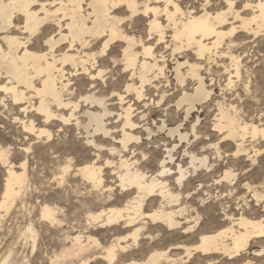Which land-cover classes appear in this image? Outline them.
Segmentation results:
<instances>
[{"label":"snow or ice","instance_id":"1","mask_svg":"<svg viewBox=\"0 0 264 264\" xmlns=\"http://www.w3.org/2000/svg\"><path fill=\"white\" fill-rule=\"evenodd\" d=\"M154 2L157 0H71L69 4L63 3L62 0H22L16 6L18 10L23 12V15L20 16V32L23 33L20 40L23 43L20 44L19 50L24 52V59L29 61L30 72L21 73L13 83L19 82L25 93H31V96L19 93L17 103H24L26 107L21 111L24 114L31 113L36 122L43 119L44 127L37 129L35 123L27 124L20 120L16 122L26 124L25 132L36 133L39 131L40 137H44L48 141H53L57 136L63 139L65 132L68 131L78 141L96 150L93 155H82L76 160L72 158L73 153H65L67 158L64 167L60 170L61 174L53 177L60 189L58 194L61 199H63L64 189L70 193L73 191L66 180V177L72 172H76L77 176L83 175L86 183L98 191L103 189L105 181L101 177L106 170L117 169V172H113L112 175L117 177V173H120L118 176L120 187L124 188L131 181L129 173L122 171L123 169L145 168L149 173L148 176L139 172L136 173L140 181V191L137 192V196L141 199L157 186L156 182L159 179H169L173 175L170 168L165 166L168 163L167 158L162 159L160 152L153 153L151 143L144 147L142 137L128 136L118 127L116 135L123 132L124 138L117 142L119 145L117 152V148L104 147L108 141L99 145L95 144L91 139V133L88 138H85L82 135L83 128L71 114L53 116L45 105V99L50 95V77L53 74L58 77L57 92L62 100L73 101L79 95L80 101L84 102L85 97L80 93L88 89L91 94V92L97 91L99 85L105 92H110L111 97H118L121 102H124V95L133 91L130 84L126 85L125 81L135 80L134 68L139 66L137 63L139 59L148 58L156 61L154 79L160 81L167 71L166 62L169 59L174 60L178 54L185 53L182 46L185 38L188 40V48L190 50L195 49L205 33L212 32L214 27L218 26L216 24L217 19L220 23L226 24L228 22L225 19L226 15L239 17V13L235 12V8L240 7L236 0H220L219 7H226L227 12L216 10L214 7L216 0H162L159 8L150 6ZM251 7V4H244V8ZM260 7L264 10V3ZM165 18H167L166 24L163 23ZM235 31L236 29H233L226 35L230 36ZM141 49H143L142 53L140 52ZM207 51L210 53L211 49ZM204 59L205 57L202 56L201 60ZM32 72L35 75H32ZM129 72H132L131 77L128 76ZM151 83L150 80H144L143 74H141L135 90L136 99H146L144 96L145 85H151ZM212 83L214 85L215 82ZM3 91L11 92L12 89L6 88ZM37 98L40 106L32 107ZM204 99L211 101V92L205 91ZM157 101L164 102L159 97H157ZM261 103L264 104V96L261 97ZM4 104L5 102L0 100V105ZM59 107L68 109L69 113L76 111V106L72 103H59ZM128 107L131 111V106ZM231 113L233 114V127L243 125L244 131L248 133L246 139L250 138L253 143L259 140L261 141L260 147L264 148V111L259 112V122L254 120L251 124L245 123L246 114L242 109L234 106ZM53 121H59L63 126H70L75 123L76 127H53V124L50 123ZM121 122L124 123L125 129L128 127L142 128V124L140 126L130 124L123 119ZM151 123L155 124L156 121ZM48 128H52V131H48ZM224 131L223 127H214L213 125L204 129L200 120L191 125L189 137L192 139H189L187 144L191 145V148L197 152L202 153L204 150L199 147V143L194 144L193 139L204 142L206 140L205 133L209 136H215L217 132L220 133L219 136H215L217 142L211 145V148L216 151V156L209 153L208 157H203L206 162L204 167L210 173L212 167L207 163L210 158L215 160L218 157L220 162H224L226 158L231 160L233 157L241 155V147L235 145L225 147L223 141L231 139V137H224ZM197 132L200 133L199 136H197ZM103 135L111 136L112 134L104 132ZM147 139L152 141L153 137L149 135ZM132 145L138 149L142 148L143 151H134ZM207 146L206 144L205 147ZM156 147L160 148L162 145L157 143ZM24 151L30 153L32 149L26 147ZM109 154L111 155L109 156ZM117 154L121 158L117 163H113L112 161ZM187 154L186 151L185 156ZM245 155L247 154L245 153ZM105 156H109V159L106 160ZM168 156H171V152L168 153ZM256 156H259L261 162L264 163V152L253 150L252 155L247 156L250 165L253 167L258 164L254 158ZM3 159L4 153H0V162H3ZM76 163L83 165L79 171L75 168ZM172 167L175 168V164ZM242 172L251 175L249 165H244L243 169H237L229 168L225 164L219 178L213 180V183L216 185L226 183L229 190L225 191L224 195L226 197L234 195L231 189L238 186L237 177L240 180L247 179L246 175L241 174ZM190 175L193 173H188V176ZM178 176L179 179H176L175 183L181 185L193 201L197 195H206L203 191L206 182L193 183L191 187H187L182 184L188 180L185 170L180 169ZM149 178L153 181L152 186L147 185ZM260 180V183L252 180L243 184L241 191L244 192V196L237 201L239 207L243 208L248 205L249 200H252L257 206L264 207V171L261 172ZM106 191H111V189ZM133 191H136L135 186ZM77 194L79 195V193ZM235 195L238 196L239 194L236 193ZM204 203L205 200L199 202V204ZM68 211L71 212V208ZM191 213V227H185L184 231L186 232L195 229L201 220L196 209H191ZM261 214L264 215V213ZM41 219L49 221L52 225L59 223L50 214L41 216ZM168 227L178 228L179 225L172 221L168 222ZM258 234L264 237V231ZM208 239V237H201L202 241ZM197 250L200 249L197 248ZM238 254V251L232 253V255ZM259 255L264 261V250Z\"/></svg>","mask_w":264,"mask_h":264},{"label":"bare ground","instance_id":"2","mask_svg":"<svg viewBox=\"0 0 264 264\" xmlns=\"http://www.w3.org/2000/svg\"><path fill=\"white\" fill-rule=\"evenodd\" d=\"M21 2L22 0H0V100L4 101V99L8 98L11 101L12 105L18 107L19 109L18 111L20 115H22L21 116L22 118H20L19 116H15L13 118L14 121L20 120L21 122H26L27 124L35 123L37 129H41L44 127L43 119H41L40 122H36L34 116L31 113L24 114L21 111V109L26 107V105L24 103H17V100L19 99V95H18L19 93H23V95L25 96H31V93L30 92L25 93L23 88L20 87L19 82L13 83L16 77L21 73L27 74L30 72L29 61L24 59V52L19 50L20 44L23 43V41L20 40V37L23 36V33L20 32V28H21L20 16L23 15V12L18 10L16 6ZM62 2L65 4H69L71 3V0H62ZM236 2L240 5V7L235 8V12L239 13V17H237L236 15H226L225 19L228 21L226 24L220 23L219 19H217L216 24L218 26L214 27L212 32H206L203 38L199 40L198 45L195 49L190 50L188 48V40L187 38H185L184 43L182 45L185 49V53L178 54L175 57L174 64L172 67L173 80L176 86L179 87L178 90L176 89V92L167 94L168 92L167 89L165 90L162 89L163 87L162 88L160 87L162 81H165L166 86L170 84V80L166 76L167 73L165 72L163 78L160 81H157L156 79H154L156 74V68L154 67V65H156V61L150 60L148 58H142L137 61L139 66L134 68V71L136 73L135 80L125 81L126 85L130 84L133 91L129 92L127 95L121 93V95H124V102H121L118 97H111V93L105 92L103 89L100 88L99 85L97 86V91L91 92V94L88 89H85L80 93V95L85 97L84 102L80 101L79 95L73 101L62 100L57 92L58 77L55 74H53L50 77V86H49L50 95L48 96V98L45 99L46 107L48 108V110L51 111L53 116L56 115L63 116L66 114H71L74 117L75 121L78 122L83 128L82 135L85 138H88L89 134L91 133V139L95 144L99 145L102 144L104 141H108V143L104 144V147L117 148V152L119 151V145L117 142L124 138L123 132L120 135H116L118 127L122 129L124 132H126L128 136L134 135L138 137H143V135H145L146 136L145 141H147L146 143L147 144L151 143L155 139V134H154L155 130H153L149 122L150 117L147 116L144 111L141 112L140 110L141 107L139 105L141 102L143 103V106H146L148 103H152L155 104L157 107L167 106L171 102H174L173 105L175 106V108H177V110L179 111H183L185 114L184 117L187 116V119L184 120L188 121L190 118H192L194 112H196L199 109V107H202L203 104H206V106H208V103L210 101L204 99L205 91L211 92V94H213L212 82L213 81L216 82V81L209 72L210 84L209 85L207 84L204 74L202 73L203 62L209 65L211 62L217 64L218 62H216V59L227 60L228 64L227 63L225 64L226 61L220 62V66H222L224 73L226 75L224 81L225 83L223 84L227 89H231V88L233 89V87H235L234 79L239 80L241 78V73H242L240 71L241 60H239L237 56L235 55L233 56L232 49L236 45L238 40L245 41L248 44L259 37L264 38V10H262L260 7V5L264 3V0H236ZM161 3L162 0H157V2H154L150 6L154 8H159ZM219 4H220V0H216V4L214 5V7L216 8L217 11L219 12L228 11L226 7L220 8ZM244 4H251L252 7L244 8ZM163 23L165 24L167 23V18H165ZM233 29H236V31L232 35L230 36L226 35V33L231 32ZM240 35L243 37L239 39ZM208 49H211L210 53L207 51ZM140 52L142 53L143 49H141ZM256 52L259 53V50L257 49ZM202 56L205 57L204 60H201ZM165 67L167 68V65H165ZM210 69L205 68V70L207 71ZM31 74L35 75L34 72H32ZM141 74H143L144 80H150L152 82L151 85H145V91H144V96L146 97L145 100L136 99L137 93L135 90L137 88V83L140 80ZM128 76L131 77L132 72H129ZM244 86L247 89L248 83ZM6 88L12 89V91L11 92L3 91V89ZM106 96L108 97L107 99L105 98ZM157 97L161 98L164 102L161 103L157 101ZM113 100L117 101V104L119 105L118 107L119 111L114 112L111 108H109V105L112 104L111 101L113 102ZM59 103H64V104L72 103L76 106V111L69 113L68 109L66 108L61 109L59 107ZM129 105L131 106V111L129 110L128 107ZM39 106H40L39 99L37 98L36 103L32 104V107H39ZM233 107L234 105L232 103L226 102L225 100H215V114L213 117L214 122L212 123V125L214 127H223L225 129L223 136L231 137V139L224 140L223 141L224 144L229 143L235 145L236 147L242 148L241 155L233 158L236 159V161H238L241 160L240 157L243 156L246 157V160L249 163L247 156L252 155L253 150L256 152H264V148L260 149L259 146L258 147L256 146V144L261 143V141L257 140L255 143H253L250 138L246 139L248 133L244 131L243 125H240L239 127H233V114L231 113V109ZM169 112H171L170 108H168V113ZM141 117H143V120H141ZM198 118L199 117L196 116V120ZM122 119L130 124H136L138 126L142 124V128L138 127L136 129H133L131 127H128L125 129L124 123L121 122ZM111 121H113V123H115L116 125L110 126ZM50 123L53 124V127L63 126L59 121H53ZM247 124H251V123L247 122ZM20 125L22 129L21 132L24 134L23 136L24 138L25 137H27L28 139L44 138V137H40L39 131H37L36 133L25 132L24 130L26 126L25 123H20ZM183 125L182 123L175 124L169 118L162 119L160 120L159 123L156 122L155 124L157 130L160 132H165L167 136V138H160V140L162 141V146L165 148V155L163 156V158H167L168 160V163L165 166L169 167L173 173L171 178L159 179L156 182L157 186L153 190H151L147 196H144V198L141 199L137 196V192L140 191L139 188L140 181L136 176V173L139 172L144 176H148L149 174L148 171H146L145 168H140V167L123 169L122 171H126L129 173L130 181H131L130 184L125 186L124 188L120 187V181L118 179L120 173H117V177H114L115 181L113 183L116 185V187L118 186L120 190L124 191V193L121 195V197L124 198V206L121 208L110 207L109 209H107V211L101 210L100 212L98 211V213L95 212L96 214H89V218L91 219V222L94 221V223L95 222L100 223V226L106 225L107 227L109 226L111 228L115 227L122 231L127 229H134L133 233H130L131 236H133V244L127 243V241H125L126 240L125 236L119 237L114 243L112 242L109 245L104 244L107 246L102 247V254H99V256H97L98 258H101L106 262L107 261L111 262L112 260L115 259L116 253L118 252L122 253L128 251L131 248V246L134 245V243L136 242V237L140 234V231L145 227L147 228V224L156 227L160 225L161 227L162 226L165 227L167 230H179L180 234H182L183 237L187 239L195 231V229H192L191 231H187V232L184 231L185 227H191L190 222H191L192 206L189 205L187 201L193 202V199L190 198L187 195V192L184 191V189L181 187V185H177L175 181L176 179H179L178 172L180 169H184L185 175L188 176V173L194 174L196 170H199V168L204 167L206 162L203 159V157H208V155L199 154L198 152L194 151L192 148H190L191 150L185 148L186 150L184 149L182 153L185 155V152L186 151L188 152V154L186 155V157L189 158V162L187 163L189 164L188 167L183 162V160L179 161L176 158L178 151H180L183 146L182 144L185 141H188L187 138L188 133L186 131H183V127H182ZM70 126L72 127L74 126V128L76 127L75 123ZM70 126H63V127L69 128ZM47 130L51 131L52 128H48ZM104 132H109L112 135L105 136L103 135ZM149 135L153 137L152 141H148L147 137ZM218 135H220V133H218ZM97 137H99V139H97ZM173 139H176V141H173ZM246 142H247V146H246ZM142 143L144 144L143 141ZM212 144L215 143H208L207 147H205L206 145L205 144L203 147H201V149H203L204 151L211 149L213 151L214 149L211 148ZM85 145L91 149L92 151L91 155H93L96 152L94 148H91L87 144ZM26 147L31 148V146H26ZM26 147L22 148L23 151ZM132 148L134 151H139V152L143 151L142 148L138 149L134 145H132ZM169 152H171V156H168ZM213 152L214 155L216 156V151L214 150ZM0 153H4V159L2 163H5L7 159L6 152L0 149ZM25 153H29V152H25ZM245 153L247 155H245ZM110 155L111 154H109V156ZM109 156H105L104 158L107 160L109 159ZM62 157H60L61 160ZM258 157L259 156H256L254 158L258 161ZM26 158L27 156L25 155L22 158V160L18 162L17 165L11 164L7 168V176L5 178V183L3 186L4 190H3L2 198L0 200V209H3L5 213L9 211V209L11 208L12 204L15 201L13 199H15V197L21 192L22 188L24 187L23 185H25L26 171L28 166V159ZM54 158L57 159L58 157H54ZM64 158L65 157H63V160ZM116 158H115L116 160L114 159L112 161L113 163H117L121 157L119 156V154H117ZM173 164H175V168L172 167ZM63 167L64 165L62 166V168ZM81 167H83V165L79 163L75 164V168L77 171H79ZM228 167L231 168L232 166H228ZM254 167L249 163L250 170H253ZM215 170L216 169H212V172L214 173ZM257 170L259 171V167H257ZM113 172H117V169L113 168L112 173ZM152 175H154V173H152ZM219 176L216 178L215 177L212 178L211 181L218 179ZM80 177L82 178V180H84L83 175H81ZM192 177H193L192 175L188 176V180L182 182V184L186 185L187 187H191ZM101 179H103V177H101ZM239 182H240L239 178L237 177L238 186L231 189L234 195H230L227 197L224 195V193L225 191L229 190L228 185L226 183H221L220 185H216L212 182V185H215L216 189L218 190L216 196L219 197V199L221 200L219 205H220V214L223 216L222 220L227 223L226 227L224 225L225 227L224 229L215 231L214 233L213 232L200 233L198 236V242L195 245H192L191 247H188L187 246L188 244L184 245L179 243V244H175L174 246L173 245H169V247L166 246L167 249L165 250L162 249L153 250L150 253H148L149 255L147 259L144 258L143 262L140 259L141 263L138 264L185 263L187 261L184 259L188 260L191 259V257H196L193 255L197 252L207 257V261L205 264H213V261L217 259L215 257L218 256L225 258L224 260H234L236 258L241 257L242 253H245L244 251L250 245L251 242L258 239L262 240V238L264 237L260 236L258 233L264 231V222H263L264 218L253 219L249 216L248 212L251 207L250 202H249L250 204L248 203V205L245 206L247 208V216L245 215L246 210L244 211V208L239 207L237 201H239L244 196V192L240 191L243 185L240 187ZM108 183L110 184L109 180ZM147 185L149 186L153 185V181L150 178L147 180ZM134 186L136 187V191H133ZM107 189L112 190V186L104 185L103 190L106 191ZM203 191L207 195H210L211 193V192L209 193L208 192L209 190L206 188H204ZM236 193H238L239 195L238 196L235 195ZM196 197L199 198L197 201H201L204 199V198L203 199L200 198L201 196L199 197V195H197ZM232 202L235 203V205L237 206L236 208H233V205L232 206L227 205V203L230 204ZM254 205L255 207L257 206L256 204ZM262 211L264 212V207H262ZM45 214H50L56 220H58L59 221L58 224H60L61 219L59 220L57 218L56 212L52 207L48 205H44L41 209L40 217ZM172 221L178 224L179 227L169 228L168 222H172ZM46 222L51 224L49 221ZM90 226H92V223ZM26 230L31 231L32 229L30 226H28ZM114 231L115 230H113V232ZM81 237L82 236L80 234H76V235L74 234L72 238L70 237L72 241V243L70 244L71 245L70 250H72L71 253H73L74 255H79L81 253L83 254V252L85 253V251L87 252V250L90 248L89 244L91 242L96 243L98 245L96 239H91L90 236H87L85 240H83ZM144 237H146V235ZM201 237H208L209 239L207 241H202ZM34 247H35V242H33V249ZM197 248H199L200 250H197ZM95 249L96 247L93 250ZM99 249L101 248L99 247ZM262 250H264V248L261 249V251ZM237 251L239 253L238 255H232L233 252H237ZM261 251L260 250L255 251L254 254L259 255ZM250 261L248 260L244 263L242 262V264H249ZM82 264H85V262H83ZM230 264H232V262Z\"/></svg>","mask_w":264,"mask_h":264},{"label":"rangeland","instance_id":"3","mask_svg":"<svg viewBox=\"0 0 264 264\" xmlns=\"http://www.w3.org/2000/svg\"><path fill=\"white\" fill-rule=\"evenodd\" d=\"M242 37L243 36L240 35L239 39ZM259 38L251 41L248 44L245 41L238 40V42L232 49L233 56L235 55L239 58V60H241L240 71L242 72L241 78L239 80L234 79V90L232 88L227 89L223 84L225 83L224 81L226 75L222 66H220V62L226 61V64V59H216V62H218L217 64L211 62L208 65L203 62L202 73L204 74L207 84H210V73L216 81L212 86V98L214 101L211 100L208 103V106H206V104H203L202 107H199V109L194 112L192 118H190L188 121L184 120V112L179 111L177 110V108H175V106L173 105L174 102H171L167 106L158 107L152 103H148L146 106H143L142 102L139 104L141 107V112L144 111L145 114L150 117L149 122L153 130H155V139L151 142L153 153L160 152L161 158H163V156L165 155V148L163 146L157 148L156 144L160 143L162 145V141L160 140V138H167V136L165 132L158 131L157 127L155 126L156 123L152 124V121H156L157 123H159L160 120L169 118L175 124H185L182 127L183 131H186L188 133L187 138L189 140L192 139L191 137H189L191 125L193 123H196L197 120L201 121L204 129H207L208 126L212 125V123L214 122L213 117L215 114V100H225L226 102L232 103L235 107L242 109L246 114V123H252L254 120L257 123L259 122V112L264 111V104L261 103V97L264 96V38ZM257 49L259 50V53L256 52ZM173 64L174 60L172 59H169L166 62V76L170 80V84L168 85L169 87L166 86L165 81H162L160 84V87H163L162 89H167V94L176 92V89H179V87L176 86L173 80ZM205 68L211 69L207 71L205 70ZM247 83L248 88L246 89L244 85H246ZM4 102V105H0V149H2L3 151L7 150V159L5 163L0 162V200L2 198L4 190L3 186L5 183V178L7 176V168L11 164L17 165L25 155L27 156L26 159H28V166L26 171L25 185H23L24 187L22 188L21 192L15 197V199H13L15 201L12 204L11 208L7 213H5L3 209H0V264H82L83 262H85V264H138L141 263V261L143 262L144 258L147 259L149 255L148 253L153 250H165L167 249V247H169V245L174 246L175 244L179 243L184 245L188 244L187 246L191 247L198 242V236L200 233H214L215 231L222 230L226 227L227 223L222 220L223 216L220 214L219 204L221 200L216 196L218 190L216 189L215 185H212L213 181L211 180L212 178H216L220 175L221 171L225 168V164H227V166H232L231 168L237 169H243L244 165H249L246 157L243 156H241L242 158L240 157L242 161H236V159L234 158H232L231 160L226 158L224 162H218L217 158L215 160H212L210 158L207 163H209V165L211 164L212 169H216L214 173H210L207 168L202 167L199 168V170H196V173L194 172V174L192 175V184L206 182L205 188L209 190V193H211L210 195L206 194L208 198L206 195H199V197L201 196L200 198H204V204H199L200 201H197L199 199L198 197H195V201L193 202L187 201V203L192 206V209H196V212L199 214V216H201L200 223L196 226L195 231L192 233V235L188 237L189 240L183 237V235L180 234L179 230H167L165 227H161L160 225L156 227L147 224V228L145 227L140 231V234L136 237V242L128 251L116 253L115 259L111 262H106L101 258H98L97 256H99V254H102V247H105L112 242L114 243L119 237L125 236V241H127V243L129 244H133V236H131L130 233H133L134 229H127L122 231L115 227L111 228L109 226L107 227L106 225L100 226V223H94V221L91 222V219L89 218V214H96L101 210L107 211V209H109L110 207L121 208L124 206V198L121 197L124 191L120 190L118 186L116 187V185L113 183L115 179L111 175L112 169L106 170L104 175L102 176L105 183H107H104V185L112 186L111 191H104L103 189L94 191V189L92 190V188L89 187L90 185H88L84 180H82L80 176H77V174L73 172L74 174L71 173L69 175L71 177H66L67 184L70 188L73 189V191L70 193L67 189H64L63 199H61L58 194L60 189L56 182L53 180V177L59 176L61 174L60 170L67 158L65 156V153H73V160H76L77 157H81L82 155H91V149L87 147L85 143H82L75 137L71 136L68 131L65 132L63 139L58 136L53 141H48L46 138H29L31 140L30 142L28 138L25 139L23 137L24 134L21 132L22 129L20 123L18 124L13 119L15 116H19L20 118H22V115H20L18 111V107L12 105L11 101L8 98L4 99ZM111 103L112 104L109 105V108H111L114 112L119 111V105L117 104V101L113 100V102L111 101ZM168 108H170L171 111L169 113ZM196 116L199 117L197 120ZM113 121L110 122V126L116 125L115 123H113ZM71 127L72 126H70L69 128ZM198 127H201V125H198ZM72 128H74V126ZM199 135L200 133L197 132V136ZM205 136L206 140H204V142H198L194 139L192 140V142L194 144L199 143V147L201 148L205 144L216 143L217 141L215 139V136L219 135L218 133H216L215 136H209L207 135V133H205ZM145 138L146 136L143 135L142 141L144 142V147H147L149 143H146L147 141H145ZM173 141H176V139H173ZM182 145L183 146L181 150L178 151L176 158L179 161L183 160V162L188 167L189 164L187 163L189 162V158H187L182 152L185 148L190 149L191 145L187 144V141H185ZM224 145L225 147H227L232 144L225 143ZM26 146H31V148L33 147L30 153H25L23 151L22 148ZM256 146L260 147V143L256 144ZM234 149L235 148H233V151ZM260 149L262 148L260 147ZM193 150L196 151L195 149ZM213 151L211 149H208L202 153H198L208 156L209 153H212V156H215ZM77 154L80 155L78 156ZM62 156L65 157L64 160ZM54 157L58 158L56 159ZM60 157H62V160ZM257 167H259V171L257 170ZM251 171V175L243 172L241 173L242 175L247 176L246 180H240V178L238 177L240 181V187L244 183L252 180H256L257 183L261 182L260 177L261 172L264 171V163L261 162L260 157H258L257 166H255ZM108 180L110 184L108 183ZM83 181L86 184H84ZM208 184L209 186H211L209 187ZM77 193H79V195ZM249 202L251 203H249L251 205L248 212L249 216L253 219H263L264 216L261 214L264 213L262 211V207H255L254 202ZM191 203L194 205H192ZM232 203H227V205H233V208H236L237 206L235 205V203ZM198 204L199 207H197ZM44 205H48L55 210L57 218L59 220L61 219L60 224L51 225L41 219L40 213ZM69 208H71V212L68 211ZM243 208L244 211L246 210L245 215L247 216V208ZM255 210L258 211L256 212ZM91 223L92 226H90ZM28 226L31 227V231L26 230ZM83 226L85 229L83 228ZM113 230L115 231L113 232ZM74 234H80L83 240H85L87 236H90L91 239H96L98 245L91 242L89 244L90 248L87 250L88 255L86 251L85 253L83 252V254L81 253L82 255H74L73 253H71L72 250H70V244L72 243L71 238ZM145 235L146 237H144ZM33 242H35L34 249ZM95 247L96 249L93 250ZM99 247L101 249H99ZM263 248L264 238H262V240L258 239L250 243V245L244 251L245 253H242L241 257L234 260H224L225 258L218 256L215 257L218 260L215 259V261H213V264H230L231 262L232 264H242V262L244 263L248 260H251L249 264H264V261L261 260L260 255L254 254L255 251H261V249ZM198 254L199 252L195 253L193 256L196 257H191L192 260L184 259L187 262L176 264H205L207 261V257Z\"/></svg>","mask_w":264,"mask_h":264}]
</instances>
